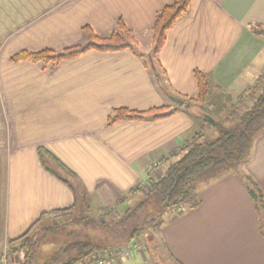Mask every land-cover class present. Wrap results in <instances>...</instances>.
Here are the masks:
<instances>
[{
  "label": "crops",
  "instance_id": "0c3cea01",
  "mask_svg": "<svg viewBox=\"0 0 264 264\" xmlns=\"http://www.w3.org/2000/svg\"><path fill=\"white\" fill-rule=\"evenodd\" d=\"M171 1L0 0V252L42 213L74 203L70 188L41 165L39 148L77 175L78 190L92 205L109 207L148 175L160 176L161 166L148 170L153 162L222 121L211 117L212 124L180 108L165 118L107 124L113 109L146 110L171 106L169 95L195 97V69L207 76L210 97L226 101L262 74L264 41L252 27L264 24V0H189L157 54L162 90L144 61L150 27ZM119 19L136 37L134 51L88 50L54 67L11 59L20 50L85 45L83 26L105 36ZM240 170L264 195V130ZM197 189L198 206L164 214L161 236L173 258L180 264H264L260 214L242 179L226 172L198 182ZM106 264L154 263L142 253Z\"/></svg>",
  "mask_w": 264,
  "mask_h": 264
},
{
  "label": "trees",
  "instance_id": "16d2710c",
  "mask_svg": "<svg viewBox=\"0 0 264 264\" xmlns=\"http://www.w3.org/2000/svg\"><path fill=\"white\" fill-rule=\"evenodd\" d=\"M189 4V0H172L157 12L150 27L151 53L154 62L146 60L144 65L162 90L166 86L162 82L163 70L161 71L162 67L157 59V54L164 44L167 31L188 10ZM82 32L88 40L85 45L74 44L59 51L50 48L39 51L20 50L13 54L11 59L13 61L27 60L41 63L43 67H54L65 60L80 56L88 50L114 52L129 49L134 51L137 44L133 32L121 19L117 20L115 29L108 35H96L88 26H83ZM139 56L142 57V55ZM193 75L197 86L195 97L179 96L183 101L180 105H161L146 110H135L127 107L115 108L108 116L107 124H113L121 120L165 118L180 108L186 111L190 110L193 115L201 113L212 117L211 112L206 109L205 105L212 101L217 104L220 96L210 97L209 82L202 71L195 69ZM251 97L252 102L242 112H239V108L245 104V100L239 97L240 106L234 107L222 121L216 122L215 128H219L217 137L207 140L204 128H202L188 138L183 146L176 148L168 156L160 158L158 160L159 165L162 167L160 176L154 178L148 175L144 183H139L127 191V193L134 195L142 191V184L146 185L138 204L132 209H125L119 220L112 219L110 222L113 226L107 222H100L87 216L78 218L85 225L94 224L98 227L106 228L107 231L112 227H123L120 231L121 235L112 234L115 237L113 239L114 242L101 245L95 242L90 235L84 234L80 238L59 247L53 254L45 256L41 259V264H79L85 262L96 252L101 256H105L118 252L124 245L138 242L143 244V253L146 254L147 259L151 263L162 264L159 263V259L163 250L166 257L173 264H180L169 253L162 239L161 231L164 218L151 217L143 220L140 216L145 211H152L153 207L156 208L158 215L167 212L176 213L185 208H195L200 203L197 183L215 179L226 172L236 173L242 179L246 191L254 200L256 210L260 214V228L264 232V195L256 182L249 175L241 172L239 167V165H243L249 159L252 141L255 136L264 130V74L257 78ZM196 106H198V109L195 111ZM38 159L48 173L70 188L74 195V203L70 207L53 209L42 213L28 230L19 237L8 241V245L14 242L19 244L18 248H12L11 246L8 248L10 254H15L19 250L24 251L23 259L19 264H32L34 260H39L33 251L35 241H32L28 234L33 226L41 222L45 217L61 218L67 216L79 206H91L88 194L85 191L78 190V177L72 170L43 148L38 149ZM125 196L122 195L117 198L112 206L100 207V209L104 213L111 212L113 208L125 202ZM149 205L152 208L147 209ZM132 221L137 222H133L135 225L128 231L125 226ZM148 226L153 227L154 231L145 232V228ZM57 229L58 227L52 225L45 228L47 232L51 233L57 231ZM155 232L159 234V240L155 237Z\"/></svg>",
  "mask_w": 264,
  "mask_h": 264
},
{
  "label": "rangeland",
  "instance_id": "374dc122",
  "mask_svg": "<svg viewBox=\"0 0 264 264\" xmlns=\"http://www.w3.org/2000/svg\"><path fill=\"white\" fill-rule=\"evenodd\" d=\"M252 29H253V33L256 34L259 38H261L264 41V24H260V25L258 24L256 26H253ZM150 45H151V38H150ZM146 60L148 62L149 61L154 62L151 50L150 52H148V57L146 58ZM156 69L158 68L156 67ZM158 71L160 72V70ZM262 74H264V68H263ZM256 82H257V79L254 81L253 84L247 85L243 89L241 95L239 96V97L244 98L245 100V104L242 107L240 106L238 98L237 99L234 98L232 100H229L228 98L229 101H226L223 99L222 96H220L219 102L217 104H215V101L209 102L207 105H205L206 109L211 112V116L213 118H216L218 120H223V118H225L232 111L234 107L240 106L239 112H242L252 102L251 93H252V89L255 87ZM173 104L175 103H172L171 106H173ZM197 109H198V106H196L194 110L196 111ZM206 124H207L206 127H210L208 123ZM218 134H219V128H215L214 130L207 132L205 138L207 140H211L217 137ZM158 166H161V165H159L158 163V165L154 166L152 170ZM241 166L242 165H239V167ZM148 170L151 171L149 167H148ZM141 187H142V191L140 193L132 195L126 192L124 194L126 195L125 202L119 205L118 207L113 208V210L109 213H104L100 209L99 206H94L92 205V202H90L91 206L90 205H88V207L87 205L79 206L77 209L72 211L67 216H64L61 218H54L53 216L45 217V219H43L41 222L33 226L32 229L28 232L29 236L32 238V241H35L33 245V251L35 252V255L39 258V260H34L32 264L34 263L41 264V261H42L41 259H43L45 256H49L53 254L55 251L58 250L59 247L65 245L66 243L70 241H73L74 239L80 238L84 234L90 235L95 242L101 245L114 242L113 239L115 237L112 236V234L113 235L120 234V231L122 230L123 227L116 226V227H112L109 231H107L106 228H101L94 224L85 225L82 221H79L78 218L87 216V217L96 219L100 222H107L113 226V224L110 222L112 219L119 220V218L124 214L125 209L127 208L132 209L135 205L138 204L142 194L144 193V189L146 185L142 184ZM148 208H152V207L149 205L147 206V209ZM151 217H157L158 219H163L164 214L158 215V212H156V208L153 207L152 211H145L140 216V218H143V220L150 219ZM138 220H141V219H138ZM137 221L129 222V224H127L125 228L127 227V230L129 231L132 228V226L135 225V223L133 222H137ZM50 225L58 227L57 231L52 232V233L47 232L45 228ZM150 231H154L153 227L148 226L145 228V232H150ZM154 235L157 238V240H159V234L155 232ZM18 245H19L18 242H14L8 245L6 250H4L3 252H0V264H11L10 260L16 261V259L17 260L19 259L21 261L23 259L22 258L23 253H24L23 250L22 251L19 250L15 254L14 253L10 254L8 252V248H10V246L12 248H18ZM144 256L146 257L145 253H144ZM159 263L173 264L166 257V254L163 250L160 253Z\"/></svg>",
  "mask_w": 264,
  "mask_h": 264
},
{
  "label": "built area",
  "instance_id": "2783aa9c",
  "mask_svg": "<svg viewBox=\"0 0 264 264\" xmlns=\"http://www.w3.org/2000/svg\"><path fill=\"white\" fill-rule=\"evenodd\" d=\"M158 161L153 162L149 169L152 170V168L156 165H158ZM143 253V246L142 243H130L129 245H126L124 248L119 250L118 252L110 253L109 255L101 256L99 253H95L93 256L88 258L85 262L79 263V264H106L110 260H112L113 257H120V258H129L133 256H137Z\"/></svg>",
  "mask_w": 264,
  "mask_h": 264
},
{
  "label": "water",
  "instance_id": "95a60500",
  "mask_svg": "<svg viewBox=\"0 0 264 264\" xmlns=\"http://www.w3.org/2000/svg\"><path fill=\"white\" fill-rule=\"evenodd\" d=\"M169 97L176 103V104H178V105H180V104H182V99H180V98H177V97H175V96H171V95H169ZM204 116H205V118H206V120L208 121V122H210V123H212V124H214L215 122H214V120L210 117V116H208V115H205L204 114Z\"/></svg>",
  "mask_w": 264,
  "mask_h": 264
}]
</instances>
